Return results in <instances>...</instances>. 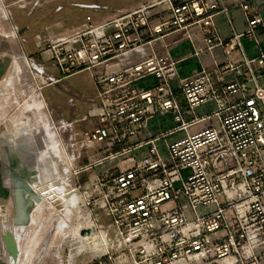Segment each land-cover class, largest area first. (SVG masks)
Wrapping results in <instances>:
<instances>
[{"label": "built area", "instance_id": "obj_1", "mask_svg": "<svg viewBox=\"0 0 264 264\" xmlns=\"http://www.w3.org/2000/svg\"><path fill=\"white\" fill-rule=\"evenodd\" d=\"M219 5L140 0L98 22L87 17L46 39L41 53L59 75L25 55L37 91L91 73L95 96L77 121L94 123L59 141L80 206L109 218L106 250L81 264H264V51L248 57L242 42L258 45L264 17L241 2L246 27L223 38ZM173 32L195 33L196 53L220 49L223 58L178 79L160 42ZM146 77L152 84L140 85ZM164 114L171 125L153 131ZM84 149L99 156L75 165Z\"/></svg>", "mask_w": 264, "mask_h": 264}, {"label": "rangeland", "instance_id": "obj_2", "mask_svg": "<svg viewBox=\"0 0 264 264\" xmlns=\"http://www.w3.org/2000/svg\"><path fill=\"white\" fill-rule=\"evenodd\" d=\"M0 1L7 5V7L3 9V15L11 22L12 28L15 31V39L13 40L17 42L19 49L25 55L31 57L35 62L42 64L45 67L46 73L53 71L56 75L59 74L52 68L51 61L47 59L46 55L41 53L45 47L46 39L48 37L58 33L75 31L81 28L86 22L87 17H90L93 22H98L110 16L116 9H124L126 7L134 6L140 2V0ZM93 4H95L96 7H92L94 6ZM8 36H10V34H8ZM12 56V52H8L7 57H9V62H11V59L13 58ZM27 70L28 66L22 69L21 65L20 73H28ZM87 75V71H81L61 78V80L56 84L46 85L41 91H37L35 89L36 94L40 93L44 97L43 100L39 97H35L36 101L34 110L36 111L34 115L36 117V123L38 124L40 121L39 125L43 124L44 121L41 120L44 117H47L45 121L48 123L51 122L50 126L52 131L50 129V131L45 130V133L48 134L47 139L49 143H51L52 140L55 141V137H57L61 142L62 137H69L70 134L74 135L75 132L84 133L94 123V120L77 121L78 118L87 112L90 107V99L95 96V88L92 78L90 77V84L87 79ZM21 78H23L22 75L20 76V80L22 81L23 79ZM13 87L19 88L17 83H15ZM18 93L19 95H16H18L19 98L21 96L22 99H28L30 95V98H33L32 94L23 96L20 91ZM70 97L73 98L72 102L69 101ZM13 111L14 110H12V112ZM2 123L3 122H0V133H5V126ZM64 123H67L70 126L67 125L68 127L65 128V130L64 128L58 129L60 126L59 124ZM202 125L203 123L198 124L191 127L189 130L191 131L197 129L198 127H202ZM3 137L4 139L9 137L12 138L13 135H7V133H5ZM98 156L99 151L97 149H84L81 151L80 157L75 159L74 163L75 165L84 164L89 158L90 160L96 159ZM58 157L57 153L50 154V161H47L48 164L43 160L44 158H40V164L42 167L37 165L39 167L38 169L41 170L43 168L48 171L53 170L57 174L59 167H56V162L59 161ZM34 162H29V165H31L32 168H34ZM5 167L6 165L4 164V170L6 173ZM97 170H99V166L88 170L84 175V181L88 180V176ZM35 172L38 173L36 169ZM65 173L59 180L60 182L58 181V183H55L52 181L54 183L53 185H56V191H52V194L54 193L53 195L50 194L51 192L49 194H45L46 197L49 195L47 199L50 200H47L44 196L40 201L41 203L39 202L40 204L36 203L33 209L31 206L29 207L28 214L30 213L31 220L28 221L30 222L27 221L28 224L26 223L21 230L20 226H15L16 228L18 227L17 229L20 231L25 229V232L23 233L24 237L19 241L22 246L21 256L24 255L23 258H25L22 259V264H35L38 260H40V258H42V256L44 257V255L39 254V252L45 235L51 228V237L49 239L47 249V264H67V262H72L73 264L79 262L81 264L96 254L106 250L104 234L107 235L106 224L109 222V218L101 215V213L97 210L92 211L90 208L81 207V196L78 192L77 194H73L74 196L72 195V198L70 197L67 200L68 202L64 201L66 199V193L74 191L72 189L74 188L76 181L71 174ZM6 187L7 190L3 196L1 195L0 197V206L3 205L8 208V216H6L10 219L9 223H11L14 211L13 198L11 195V186L8 185ZM60 194L65 196L63 197ZM50 196L55 197L56 199H51ZM44 198L45 201L47 200L46 202H50L46 203ZM42 201H44V203H42ZM38 204L42 208L38 206ZM95 212L98 213L97 216L99 221H95L94 219ZM4 217L5 216L3 214L1 217L2 220H7V217ZM56 222L59 223L57 224ZM98 223L103 224L101 228H99ZM11 224H13V222ZM83 230L87 232L82 234ZM29 240H31V242L28 245ZM27 245L29 253L25 255L24 251L25 248H27ZM42 252L43 251H41V253ZM57 254H61L60 260H58Z\"/></svg>", "mask_w": 264, "mask_h": 264}, {"label": "crops", "instance_id": "obj_3", "mask_svg": "<svg viewBox=\"0 0 264 264\" xmlns=\"http://www.w3.org/2000/svg\"><path fill=\"white\" fill-rule=\"evenodd\" d=\"M219 2H220V5L218 7V12L214 16V22H215V26L217 28L218 33L223 38L230 36L234 32H240L245 29L246 15L240 5L241 2H245V3L252 5V7L256 9L262 17H264V0H219ZM5 7H7V5L0 1V122H3L2 124L5 126V130H6L5 133H7V135L12 134L13 137L11 139H8V138L4 139L3 135L5 133L4 132L0 133V197L1 195L3 196V194L7 190L6 186L10 185L12 189V185L14 182V180L12 182L13 174L11 173V170L12 171L14 170L11 167L10 155L12 153H15L18 156L19 161L21 163L22 162L29 163L30 161L34 162L35 158L37 157H36V151L33 147H35L36 145H40L41 148L42 147L45 148L47 143L48 145L53 144L52 142L49 143L46 141L48 134L45 133L44 122L47 117H45V119L43 118L44 119L43 124L39 125L40 121L38 124L36 123V117L34 115L36 111L34 110L35 101H36L35 97L37 98L39 97L42 100L44 99V97L39 92H38L39 94H36V91L34 89L35 82L33 81V79L29 77V74L20 73L21 65L23 69L26 66H28L27 71L29 72V63L27 62L24 53L19 49L18 47L19 45L17 44V42L13 40L15 39L14 38L15 31L12 28L11 22L7 18H5L3 15V12H4L3 9H5ZM8 34H10V36H8ZM258 34H259L258 45H256L254 41L249 40L247 38L242 39L244 53L248 57H252L256 55L259 49L264 51V27L259 28ZM10 40H13V41H10ZM160 42L163 44H168L167 47L162 49L163 52L168 53L173 59L177 61L178 79L182 77H187L195 72L200 71L201 69L205 67L206 68L211 67L213 64V61H212L213 58L217 60H221L223 58V54L221 53L220 49H215L212 54H209L207 52H203L200 54L196 53V49L200 45L201 40L199 36L195 35V33L193 37H191V36H188L187 34H183L182 32H173V33H170L164 36L163 39L160 40ZM10 51L13 54L12 56L13 58L11 59V62H9V57H7V54ZM14 58L16 59V61L19 60V62L18 61L16 62ZM21 63H24V65ZM21 75L22 77H24L22 78L23 79L22 81L20 80ZM90 77H91V73L88 72L87 79L89 80V83L91 84ZM228 78L231 79V76H229ZM178 79H175L173 81V84H176L178 82ZM153 80H154L153 77H146L140 80L139 84L144 85V86H149L152 84ZM15 83H17L19 88L13 87ZM19 91L23 96L32 94L33 98H30V99L23 98L22 99L21 96L19 98L18 95H16L17 94L16 92H19ZM10 94L13 97H10ZM6 97L14 98L13 99L14 101H11L9 98H6ZM33 104L34 106H32ZM210 108H211V105L206 104L200 109L201 111H203V110L210 109ZM12 110L14 111L12 112ZM171 123L172 121H171L170 115L164 114V115L154 117L151 120V127L153 131H156L160 129V127H163V128L168 127L169 125H171ZM46 130L48 131L47 126H46ZM54 143L60 144L59 139L57 137H55ZM39 157L42 158L40 154H39ZM4 164L6 165L5 169H6L7 174L5 173V170H4ZM34 206L35 205L33 204L31 208H33ZM3 214L5 217L8 216V208L1 205L0 206V264H22L23 262L22 259H25L23 258L24 255L21 256L22 246L20 245L19 240H16L17 238L14 232L9 229L7 230L12 233L15 239V242L18 246L17 256L12 257L6 250L5 243L3 240V234L6 230L3 229L4 221L1 219V216H3ZM15 218H16V210L14 209L13 217L11 218L13 224H11L12 223L11 222L10 223L11 226L20 225L18 223H15ZM9 220L10 219H8L7 217L6 221L8 223H9ZM25 224H21L20 226L23 227V225ZM48 233H49V230L47 231V234ZM47 234L45 235V238L47 237ZM50 235H51V232H50ZM50 237L46 239L44 238L42 247L39 252V254L44 255V257L42 256V258H40V260H38L35 264H47L46 258L48 254L46 250L47 249L46 245L48 246L47 243H49L48 240ZM1 240H2V243H1ZM30 242L31 240L28 241V245L30 244ZM28 245L24 251L25 255L29 253ZM42 249H43V252L41 253ZM57 258L58 260H60L61 254H57ZM70 264H73V263L70 262ZM74 264H80V263L78 262Z\"/></svg>", "mask_w": 264, "mask_h": 264}, {"label": "bare ground", "instance_id": "obj_4", "mask_svg": "<svg viewBox=\"0 0 264 264\" xmlns=\"http://www.w3.org/2000/svg\"><path fill=\"white\" fill-rule=\"evenodd\" d=\"M25 55V54H24ZM20 56V55H19ZM18 56V57H19ZM22 57V56H21ZM25 58H26V56H25ZM15 59V58H14ZM24 60V59H23ZM26 60H27V58H26ZM15 61H16V59H15ZM18 62H19V60H17ZM16 61V62H17ZM21 62V61H20ZM28 62V61H27ZM29 63V62H28ZM17 64V63H16ZM21 64H23L24 65V63H21ZM13 67V66H12ZM29 67H30V63H29ZM17 69V68H16ZM15 69V70H16ZM23 69V68H22ZM19 73V72H18ZM14 74V73H13ZM23 75V74H22ZM17 76V75H16ZM24 78V77H23ZM22 79V78H21ZM31 86V85H30ZM18 95H19V93L18 92H16ZM10 97H13V96H11V94H10ZM6 98H9V97H6ZM30 98V97H29ZM11 101H14L13 99L14 98H9ZM29 101V100H28ZM30 102V101H29ZM26 103V102H25ZM8 104V103H7ZM11 104V103H10ZM29 104H31V103H29ZM37 105V104H36ZM30 106V105H29ZM32 106H34V104L32 105ZM40 106V105H39ZM38 106V107H39ZM26 108V107H25ZM40 108V107H39ZM33 109V108H32ZM23 111V110H22ZM16 112V111H15ZM15 114V113H14ZM17 114V113H16ZM45 115V114H44ZM12 116H13V114H12ZM44 117V116H43ZM44 119H45V117H44ZM44 119H42L41 121H44ZM47 119V118H46ZM50 120V119H49ZM48 120V121H49ZM51 123V122H50ZM50 123H48L47 121H45L44 122V124H45V130H46V126H47V128H48V130L49 129H51V124ZM53 124V123H52ZM58 125V124H57ZM60 126L58 127V128H61V124H59ZM54 128V127H53ZM57 128V127H56ZM51 131H52V129H51ZM9 135V134H8ZM6 137V136H5ZM50 138V137H49ZM8 139H11V137H9ZM47 142H48V139L46 140ZM14 142V141H13ZM53 144H50V145H48V143H47V145H46V147L45 148H41V146L40 145H36L35 147H33L34 149H35V151H36V157L37 158H35V162H34V169H36L37 171H38V173H36L37 175H36V179L34 180V181H29V182H27L28 183V185H29V187H30V191H26V190H24L23 191V195H22V200L19 202L20 204H18L17 202H15V200L13 199V205H14V209L16 210V218H15V223H18V224H25V223H27L28 224V222H30V221H28V220H31V216H30V213L28 214V209H29V207L30 206H32L33 204L35 205V203H39L40 201H41V199H43V197L45 196V194H49L50 192V194H52V191L54 190V191H56V188H55V186L56 185H53L54 183L53 182H55V183H58V181L61 179V177L64 175V173L70 168V166H69V162L66 160V157H65V155H64V152H63V150H62V148L60 147V144H57V143H54L55 141L54 140H52L51 141ZM7 143V142H6ZM25 148V147H24ZM32 148V149H33ZM24 152V151H23ZM54 153H57L58 154V160L59 161H57L56 162V167L58 166L59 168H60V171H59V168H58V171H57V174L53 171V170H51V171H48V170H45V169H38L39 167H42L41 166V164H40V157H39V154L41 155V157H42V159L44 160V161H50L49 159V155L50 154H54ZM29 156V155H28ZM35 156V155H34ZM53 160V159H52ZM29 162V161H28ZM42 163V162H41ZM52 163V162H51ZM47 164H48V162H47ZM46 164V165H47ZM37 165H39V167L37 166ZM10 170V169H9ZM70 170V169H69ZM16 170H14V171H12L11 170V173L13 174V179H12V182H13V180H14V182H13V185H12V189H11V194H12V192L14 191V185H15V183H17V182H19L20 183V180H21V182L22 181H25V179L24 178H21L18 174H17V171L15 172ZM40 173V174H39ZM7 174V173H6ZM50 180H51V182H50ZM53 181V182H52ZM60 182V181H59ZM64 183V182H63ZM65 184V183H64ZM65 186V185H64ZM63 186V187H64ZM34 188V189H33ZM59 188V187H58ZM64 189H65V187H64ZM63 190V189H62ZM73 190V189H72ZM64 191V190H63ZM65 192V191H64ZM61 193V192H60ZM68 193V194H67ZM66 193V196L65 195H63V194H60V195H62L63 197L65 196L66 197V199L64 200L65 202H68L67 200L73 195V194H75L76 192H74V191H69V192H67ZM33 194L35 195V196H33ZM54 194V193H53ZM52 194V195H53ZM57 194V193H56ZM48 197H49V195H47ZM62 196H60V197H62ZM74 196V195H73ZM48 197H46L45 196V198L47 199ZM51 197V196H50ZM59 197V196H58ZM13 198V197H12ZM45 198H44V201H45ZM54 199L55 197H51V199ZM72 198V197H71ZM56 199V198H55ZM47 200H50V199H47ZM46 200V201H47ZM44 201H42V203H44ZM45 201V202H46ZM48 202H50V201H48ZM48 202H46V203H48ZM41 203V202H40ZM39 203V204H40ZM38 204V206H40ZM65 204V203H64ZM26 206V208H25V211H23V212H21V207H23V206ZM48 205V204H47ZM42 206H43V204H42ZM45 206V205H44ZM41 207V206H40ZM42 208V207H41ZM33 209V208H32ZM39 209V208H38ZM41 210V209H40ZM31 212V211H30ZM6 213V212H5ZM7 215V214H6ZM36 216V215H35ZM2 217V216H1ZM2 219V218H1ZM4 219V218H3ZM59 220V219H58ZM28 221V222H27ZM3 222V221H2ZM33 222V221H32ZM57 223V222H56ZM59 223V222H58ZM57 223V224H58ZM35 224H36V221H35ZM20 225H18V226H20ZM17 226V225H16ZM24 226V225H23ZM21 227V226H20ZM37 227V226H36ZM53 227H54V225H53ZM18 228V227H17ZM15 226H11L10 225V223H8L6 220H4V222H3V229L4 230H6L4 233H6V232H8V230L7 229H9V230H12L13 232H14V234H15V236H16V240H21L22 239V237H23V233L25 232V229L23 230V231H20L21 229H23V227H21L20 228V230H18ZM40 229V228H39ZM38 229V230H39ZM52 229V228H51ZM51 229L49 230V233L47 234V237L46 238H48V237H50L51 235H50V232H51ZM20 231V232H19ZM38 232V231H37ZM11 233V232H10ZM62 233V232H61ZM50 235V236H49ZM45 238V239H46ZM50 239V238H49ZM47 241V240H46ZM49 241V240H48ZM47 244H49V243H47ZM32 245V244H31ZM46 245V244H45ZM18 247V246H17ZM42 247V246H41ZM46 248L48 249V246L46 245ZM46 249V250H47ZM42 251H43V249H42ZM48 252V251H47ZM20 253H21V251H20ZM6 254V253H5ZM8 254V253H7ZM45 254V253H44ZM5 256H7V255H5ZM9 257V256H8ZM60 257V256H59ZM7 259V258H6Z\"/></svg>", "mask_w": 264, "mask_h": 264}, {"label": "water", "instance_id": "obj_5", "mask_svg": "<svg viewBox=\"0 0 264 264\" xmlns=\"http://www.w3.org/2000/svg\"><path fill=\"white\" fill-rule=\"evenodd\" d=\"M10 160H11V167L13 170L17 171V174L21 177L24 178L25 181L20 180V183L17 182L14 185V191L12 192V197L15 200V202H17L18 204H20L19 202L22 200V195H23V191H30V187L28 185V181H34L36 179V172L35 169L32 168L31 165H29V163L26 162H20L18 156L15 153H12L10 155ZM33 196H35L33 194ZM26 206L24 205L23 207H21V212L25 211ZM87 231H82V234H84ZM3 240L5 243V247L7 252L12 256V257H16L17 253H18V248H17V244L15 242V239L12 235V233H10V231L6 232L3 234Z\"/></svg>", "mask_w": 264, "mask_h": 264}]
</instances>
